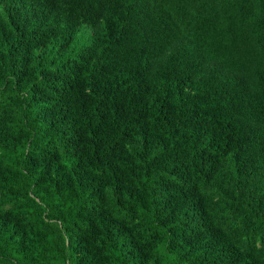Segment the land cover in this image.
<instances>
[{"label":"trees","instance_id":"trees-1","mask_svg":"<svg viewBox=\"0 0 264 264\" xmlns=\"http://www.w3.org/2000/svg\"><path fill=\"white\" fill-rule=\"evenodd\" d=\"M0 264H264V0H0Z\"/></svg>","mask_w":264,"mask_h":264}]
</instances>
